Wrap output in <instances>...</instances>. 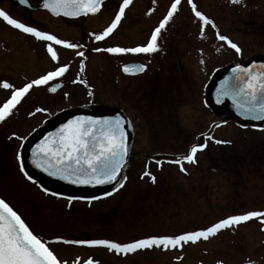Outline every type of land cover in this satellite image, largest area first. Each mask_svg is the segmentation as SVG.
<instances>
[{"label": "rangeland", "instance_id": "374dc122", "mask_svg": "<svg viewBox=\"0 0 264 264\" xmlns=\"http://www.w3.org/2000/svg\"><path fill=\"white\" fill-rule=\"evenodd\" d=\"M193 1L197 4V9L207 15L216 27L203 26L195 17L187 0H181L178 10L172 16L176 25L172 30L178 27V33L184 36L182 40L185 41L188 36L196 35L195 38L186 40L188 46L185 43L183 45V51L186 47L195 50V54L189 56L186 62L193 70L196 68V71L188 76L187 84L190 80L193 82H190L188 87V93L192 88L191 94L186 99L184 95L183 101L179 100L176 104L172 99L171 119H174L175 113L178 112L182 120L180 129L187 135H194L192 130L199 126L202 120L205 130L209 129L210 121H219L216 136L221 143L212 144L205 152L198 155L197 162L200 165H183L184 170H181L180 165L161 166L157 171L161 179L160 186L153 188L148 182L144 183L140 180L150 177L145 175L146 172L151 173L152 176L157 174L152 169V165H143V162L147 161L145 156L158 155L165 145L172 147L170 152L173 155L186 154L191 144L188 145L189 142L183 137L173 139L175 134L181 133L175 132L176 126H168L165 121L167 111L163 117L156 108L149 111L143 109L148 115H155V120L152 122L146 117L141 123L136 121L141 133H137L128 156L129 162L135 165H125L123 171H120L121 177H129L128 184L113 197L114 199L109 200L115 202L95 206L93 210L88 211L89 214L78 213L80 210L77 213L73 212L72 204L69 205L64 198L47 194L41 182L35 178L28 179L29 176L25 175L27 168L23 167L22 170L20 165L21 144L32 128L41 123L42 118L72 108H101L108 106L107 103L114 104L116 92L114 83L107 87L108 90L103 88L100 83L103 64L100 57L92 54L94 61L91 59V67L94 70L91 71V75L95 84L94 102L97 105H84L83 102H87V98L82 99L81 96L86 97V91L65 80L79 73L81 57L77 52L84 51L81 47L67 52L63 49V53H67L68 56L61 57L65 61L64 64L69 65V70L60 76V80L66 81V85L56 96L47 93L45 89L50 82L33 86L11 113L0 121V196L13 206L33 232L41 238L76 239V235L86 229L94 236L106 231L110 233L112 239L126 242L157 231L159 234L176 235L179 232L205 229L231 215L264 210V125L241 128L228 118L230 114L220 112L217 115L200 102V96H204L202 87L210 81V76L218 66L223 67L234 61L246 63L255 55L264 53V0H240L239 3H232L231 0ZM173 2L174 0H137L135 4L140 5V8L143 6L142 9L145 7L146 14L152 6L156 16L163 19ZM0 4L1 8L7 10L14 18H24L25 22L31 25L52 29L55 25L61 24L60 21L55 20L57 17L48 15L44 10L28 11L5 0H0ZM136 12L135 10V15ZM93 16L90 14L88 18ZM133 17L131 11L128 21L131 22ZM154 18L152 17L148 22L138 20L132 23L138 29V35H142L146 30L151 31L158 23ZM39 19L46 27L39 24L37 21ZM202 27L203 36H201ZM1 29V33L4 32L7 39L2 43L3 37L0 33V105L2 106L11 97L14 88L23 87L26 83L53 71L61 63V58L54 61L47 56L45 50H42L43 46L33 44L31 40L14 31L8 33L5 28ZM190 30L191 36L188 35ZM217 31L236 43L241 51L237 53L235 49L227 48L226 41L223 44V41L217 38ZM160 34H166L164 28ZM180 36L178 35L177 38ZM167 37L165 35L164 43L167 42ZM133 38L131 37L130 40ZM76 39L78 40V36ZM72 43L76 44L77 41ZM25 50L28 53L21 55ZM39 51L42 54H39L38 61L35 62V53ZM19 56L27 57L22 65L18 63L23 62ZM113 72V77L116 78ZM5 81L13 85V88L5 89L3 87ZM196 107L202 110L203 119L194 120L195 113H198L195 111ZM156 122L159 124L156 125ZM145 132L150 136L145 137ZM155 134L159 136L155 137ZM187 145L188 148L185 149ZM137 151L145 152L137 153ZM230 168L235 170L231 171ZM140 198L152 201L148 203L151 210L137 215L131 212L124 214V211L131 209L130 206L135 205ZM73 205L81 208L86 206L81 203H73ZM118 207H121L120 214L114 218V225L109 224L107 228L105 225L107 218H111L112 211ZM261 226L264 228V224L253 218L231 228L222 229L207 240L188 242L182 250L173 249L172 253L169 250L151 249L122 259L102 250H98L101 253L93 254L99 257L103 264H218V262L241 264L246 261L264 264V230L260 229ZM49 247L58 252V256L63 259L70 260L76 253L82 255L84 253L72 248L73 246L62 244L51 243Z\"/></svg>", "mask_w": 264, "mask_h": 264}, {"label": "flooded vegetation", "instance_id": "af4514ba", "mask_svg": "<svg viewBox=\"0 0 264 264\" xmlns=\"http://www.w3.org/2000/svg\"><path fill=\"white\" fill-rule=\"evenodd\" d=\"M5 1H8L9 3H13L17 7L19 6L20 8H23L25 10H28V11L31 10L15 2H12V0H5ZM38 1L39 0H29L32 6L37 5ZM136 1L137 0H131V3L125 9L124 15L122 16L121 21L117 25V27L107 37L99 41H97L94 38L95 35L101 33L105 28H107L111 24L115 15L118 13L119 6L121 5L122 0H113V2H111V0H105L101 4V7L98 12L89 13L85 15L84 17H81L77 20L67 19L62 16H53V17H57V19L55 20L60 21L61 24L55 25L54 27H52V29L51 27L47 28L45 23L42 22L40 19L37 21L39 22V24L41 23L46 28H43L39 25L38 26L31 25L25 22L24 18H18V20L30 26H35L38 28V30L47 31L49 34L56 35L58 39H63L70 43H72V41H77L76 44H79V46L84 51V57H81L80 59L79 68H78L79 73L73 78L71 79L67 78L65 80L68 83L71 82L73 86L76 84L79 86L81 90L86 91V97L81 96L82 99L87 98V102L85 101L83 102L84 105H89V106L97 105V103L94 102L95 101V94H94L95 84L92 80L93 77L91 75V71L94 69H92L91 67V63H92L91 59L94 61L92 54H96L98 57H100L101 59L100 61H102V64H103L102 66L103 72H102V75L100 74V83H102V86L105 90H108L107 87H109L113 83L115 84L114 89L116 92L115 93L116 101L114 104L107 103L108 106H103L101 108H96V107H92V108L81 107V108L88 109L91 111L101 112L104 108L113 107L117 110L119 115L123 118L122 120L126 125V128L124 130L126 133V142L128 144V154L125 157V162L123 164L121 172L123 171V168L125 167V165H135L129 162L128 156L133 146V143L135 141V138L137 137V133L139 132V129H140L136 121L141 123L142 121H144V118L147 117L149 120L153 122L155 120V115L154 116L152 114L148 115L147 113L143 112V109H147L149 111V110H152L153 108L158 109V111H160L163 117H165L166 111H167V118L165 121H167L168 126L169 127L176 126L175 132L178 133L179 131L181 133V134H175L173 139L177 137H183L185 138L186 142H189L188 145L190 144L191 145L189 146L188 152L182 155L181 154L173 155V153L170 152L172 147H170L169 145H165L163 147L164 149H162V151H159L160 153H158V155H155L154 157L145 156L147 161L143 162L144 163L143 165H152L153 166L152 169L157 173V171H159L161 166L163 165H168V166L179 165L175 163L176 160L172 161L170 160V158H166V157L170 156V157L179 158L181 156L187 155L190 152V149L192 146L199 145V144H206V147L197 151L195 162H188L186 160L182 161L183 165H200L197 162L198 155L205 152L208 148H210L212 144H218L216 142L218 141V137L216 135L218 134L219 121H210L209 122L210 125L208 123L209 129L205 130L204 121L202 120L203 122L201 121V124L199 126H196L194 130H192L194 131V135H191V134L187 135L183 133V131L180 129L182 120L180 119L179 113L178 112L175 113L174 119H171L172 99L174 103L176 104L178 103L179 100L183 101L184 95L186 96L184 99H186L188 95L191 94L192 88H190V92L188 93V87L190 85V82L191 83L193 82L190 80V82L187 84L189 80L188 76L190 75L191 72H195L196 68L193 70L192 67H190L188 63L186 62V59L189 56H193V54H195L194 52L195 50L186 47L185 48L186 50L183 51V45L185 43V45L188 46L186 40L192 39V37L195 38L196 35L191 36L192 32L190 30L188 35H190L191 37L188 36V38L185 39V41L182 40L184 39V36H180L182 33H178V27H175L177 30L176 29L172 30V28L176 25L173 23L174 21L171 18L164 28L166 32L165 35L168 36L167 42L166 43L163 42L165 35L159 34L158 39H157L158 49L157 51L153 53L114 54V53H109L107 51H104V49H107L109 47H136V46H142V45L147 44L148 41L150 40L152 32L154 31L156 27H158L159 23L163 20V19H159L156 16L155 12H153L154 8L152 6L149 7V10L146 14V12L144 11L145 7L143 9H142L143 6L140 8V5L135 4ZM193 2L195 3V1ZM0 8H1V4H0ZM135 10L137 11L136 15H135ZM31 11H35V10H31ZM131 11L133 12L134 17L130 22L128 21V19H129V13ZM46 13L52 16L48 11H46ZM90 14H93L94 16L92 18H88ZM152 17H155L154 20H157L158 23L152 27L150 32L149 30H146L145 32L142 31L144 32L142 35L141 34L138 35L139 34L138 29L132 23L138 20H140V22H148L152 20ZM2 27L5 28L8 33H12L14 31L18 34L23 35L25 38L31 40L33 44L43 46L42 50H45L48 53L47 56L49 57H51V55L47 51V44L52 43L53 47L56 49L58 53V57L61 58V63L58 66H56L55 69L59 66L64 65L65 61H63L62 57L66 58L68 56V54L63 53L62 50L64 49L66 52L68 50H71L70 48H67L63 45H56L54 42L41 40L39 38L34 37L31 34L24 33L21 30H17L14 27L8 25L2 19H0V28ZM1 31L2 29L0 30V33ZM63 31L65 32V34H62V35L59 34V32H63ZM3 33H1V36L3 37L1 39L3 40L2 43L4 41H7ZM178 35L180 36L179 38H177ZM77 36H78V40L76 39ZM131 37H134V38L130 40ZM224 43L225 42L223 41V44ZM226 45H227V48H231V46L228 45L227 42H226ZM97 48L101 49V51H95V49ZM25 52H27V50H25L21 55H25L24 54ZM39 52L35 53L36 54L35 62L38 61L39 54H42L41 52L40 53ZM187 52L188 54H185ZM19 57L22 58L21 56ZM22 59H23V62H18L20 65H22L27 60V57L25 58L24 56ZM81 64H83V70H81ZM135 64L137 65L143 64L145 65V69L141 72H136L135 74L125 73L123 71V68L125 65H135ZM89 68L91 70H89ZM219 68L220 67L218 66L216 70H218ZM112 71H114L113 73L115 74L116 78L113 77ZM215 71L212 73V75L215 73ZM176 76L178 77V79H176ZM211 76L209 80L211 79ZM66 81H63L62 79L60 80V77H57L54 80L49 81L50 83L46 85L47 87L45 89L47 93L53 96H56L57 93L66 85ZM208 82L205 83L202 87L204 91V96H200V102L202 103V105H205L208 109H210L211 112L219 115L220 112L216 110L215 108H213L212 106H210L205 101V87L208 84ZM58 83H61L62 86L56 92H51L52 86ZM197 107L195 111L198 113H195L194 120L203 119L201 115L202 110L200 109L198 110ZM38 108H41V107H38ZM72 109H75V108H72ZM72 109H68L61 113L58 111L56 113L51 114L50 117L42 118L41 123L38 126L32 128V130L25 137L24 142L21 144V149H22L21 164H23V167L27 168L26 173L28 176H31L32 178H35L37 181L42 183L40 184L44 186V190L47 189V191H45L47 194L64 198L66 201H68L69 205L72 204L71 210H73V212L75 213H77V211L80 210V212L78 213L83 212V214L85 213L89 214L88 211L93 210L95 206H98V205H101L107 202H115V201H109V200L114 199L113 197L116 196V194L119 191L125 188V186L128 184L129 177H121V173H120L117 184H115L109 191L102 193V194H66V193H62L55 189L50 188L48 184L46 183L45 179L38 176L32 170H29L27 166L28 164L25 160V156L23 152V145L29 136H31L35 131H37L38 129H40L41 127L45 125H48L51 123L54 124L63 114H65L66 112ZM228 118L234 121V119L230 115L228 116ZM157 124L159 123L156 122V125ZM263 125L264 124H262V126ZM206 128H208V126ZM144 135H146L145 137L150 136V134H147V132H145ZM158 136H159L158 134H155V137H158ZM166 143L169 144L170 142H166ZM188 145L185 149L188 148ZM185 149H182V150H185ZM144 152L145 151H137V153H144ZM236 164L238 165L239 163H236ZM233 169L235 170V168H230L231 171H233ZM153 176L155 177V181H153L151 177L143 178V179L140 178V180L141 182H144V183L148 182V185L152 186L153 188H157L160 186L161 179L158 177V173L154 174ZM149 202H152V201L140 198L135 202L136 203L135 205L133 204L130 206L131 209L129 210L126 209L124 211L125 212L124 214H127V212H131L133 215H137V214L149 212L151 210L150 206L148 205ZM73 203L86 204V206H83L84 208H81L80 206L73 205ZM120 212H121V207H118L116 210L112 211V217L107 218V221L109 222L107 221L105 222V225L107 228L109 227V224L112 226L114 225V218L118 216ZM202 229H198V230H202ZM260 229L264 230L262 226L260 227ZM185 232L187 231L179 232L176 235L183 234ZM109 234L110 233L106 231H102L100 233L101 236L100 235L94 236V234L91 235L89 231L85 229L76 235V239L70 238V240L108 239V240H112L115 242H119L117 240L112 239L109 236ZM151 235H168V234H165V233L159 234V231H157L154 234H149L141 238H134L132 240H129L126 242H119V243H128L136 239L146 238ZM44 240L48 241L49 245L51 243L52 244L54 243L56 245L62 244V245H67V246H73L72 248H76L81 251H84L83 255L78 252L70 260L61 258V256H58L57 254L58 252L54 251L57 257H59V259H61L62 261H67V264H84V261L88 259H92L94 262H96V264H103V262L101 263V259L93 254V253H101L98 250H102L104 253H107L111 256L119 257L121 259L124 258L125 256H128V255L133 256L136 253L145 252L151 249H156L159 251H161V249L169 250V252L171 253L173 250V249H164L163 247L154 246L151 249H140V250H136L135 252L124 254V253H117L114 250H110L105 246L66 244V243H63L62 241H56V237L49 238V239L45 238ZM63 240H67V239L63 238ZM199 241H203V238H201V240ZM184 245L182 248H176V249L182 250L184 248ZM247 262L248 261L242 262L241 264H247Z\"/></svg>", "mask_w": 264, "mask_h": 264}, {"label": "snow or ice", "instance_id": "6c2138e0", "mask_svg": "<svg viewBox=\"0 0 264 264\" xmlns=\"http://www.w3.org/2000/svg\"><path fill=\"white\" fill-rule=\"evenodd\" d=\"M29 0H20L22 4H28ZM232 3H239L240 0H231ZM131 0H122L118 13L115 15L111 24L101 33L95 35L97 41L104 39L120 23L125 9ZM181 0H174L166 16L154 29L147 44L136 47H109L104 49L109 53H153L157 51V39L163 28L178 10ZM195 17L202 22L203 26L215 23L203 12L197 9L193 0H188ZM102 0H44L43 7L49 9L56 15L63 13L64 16H80L99 11ZM0 19L8 25L24 33L31 34L41 40L54 42L56 45H63L70 49L80 47L75 43H70L63 39H58L56 35L49 34L47 31L38 30L35 26H30L14 18L7 10L0 8ZM204 29L201 28V36ZM217 38L226 41L237 53L240 47L227 36L216 32ZM47 51L51 58L56 61L59 59L56 49L52 43L47 44ZM95 51H101L97 48ZM77 55L84 57V52H77ZM260 71L253 68L243 69L237 66V83L229 85L225 81L221 85L224 95H232L243 115H251L255 118L264 117V65L260 66ZM145 69V65H125V73L135 74ZM69 70V65L64 64L57 67L54 71H49L38 79L26 83L23 87L14 88L11 97L0 106V121H3L12 111L20 100L29 92L33 86L44 85L57 77L63 76ZM83 70V64H81ZM5 89L13 88V85L5 81ZM51 91L55 92L53 86ZM221 143V141H216ZM206 147V144L194 145L187 155L179 157L175 163L183 169L182 161L195 162L198 150ZM128 154V144L126 133L121 119L98 120L91 117H78L69 121L56 133L45 138L33 151L34 163L52 176H59L61 179L70 180L74 184H103L116 180L117 175L125 162ZM23 170V164H21ZM27 175V173H25ZM149 175L153 181L155 177ZM32 179L31 176L28 177ZM47 191V189H45ZM71 199V198H70ZM256 218L264 224V211L252 210L244 214L231 215L221 219L211 226L196 231H189L179 235H151L146 238L136 239L128 243H119L108 239L93 240H63L56 237V241L66 244H79L89 246H105L117 253H130L140 249H151L163 247L164 249L182 248L188 242L195 243L201 238L207 240L220 230L239 225L242 222ZM0 264H67L57 257L49 247V242L34 234L29 225L22 219L20 214L5 199L0 198ZM84 264H96L92 259L84 261ZM222 264V262H218ZM247 264H253L248 261Z\"/></svg>", "mask_w": 264, "mask_h": 264}, {"label": "water", "instance_id": "95a60500", "mask_svg": "<svg viewBox=\"0 0 264 264\" xmlns=\"http://www.w3.org/2000/svg\"><path fill=\"white\" fill-rule=\"evenodd\" d=\"M18 3L21 6L28 7L32 10H47L52 15L58 16L51 12L49 9L43 7L44 0H39V3L36 6H31L30 2L28 4L20 3V0H12ZM104 2V0H102ZM65 18L69 19H78L82 16H64L63 13L59 14ZM137 65V64H135ZM264 65V53L255 55L251 58V60L247 63L241 62H232L220 70H218L211 78L210 82L207 84L205 88V100L206 102L218 110L219 112L228 113L231 117L238 123L254 126L258 124L264 123V117L255 118L251 115H243L242 109H239L236 105L235 100L232 95H224L221 90V85L228 81L229 85H233L237 83L235 77L237 76V66L243 69L253 68L254 71H260L261 67ZM56 87V91L62 86L61 83L53 85ZM52 86V87H53ZM55 91V92H56ZM53 92V91H51ZM78 117H91L98 120L110 119H123L117 110L113 107L104 108L101 112L91 111L88 109H72L65 114H63L54 124H48L40 129H38L35 133H33L25 142L23 146V152L25 156V160L27 162V166L30 170L36 173L38 176L46 180V183L50 188H53L59 192L66 194H97L108 191L112 186H114L119 178L120 169L116 180L111 182H105L103 184H74L70 180L61 179L59 176H52L48 172H45L42 168H39L34 163L33 151L36 149L37 145H39L45 138L49 137L51 134L56 133L61 127L66 125L69 121L75 120ZM123 121V120H122ZM124 129L126 128L125 123L123 122ZM172 158V157H166ZM173 159V158H172ZM1 198V197H0Z\"/></svg>", "mask_w": 264, "mask_h": 264}, {"label": "trees", "instance_id": "16d2710c", "mask_svg": "<svg viewBox=\"0 0 264 264\" xmlns=\"http://www.w3.org/2000/svg\"><path fill=\"white\" fill-rule=\"evenodd\" d=\"M246 128H249V127H246Z\"/></svg>", "mask_w": 264, "mask_h": 264}, {"label": "bare ground", "instance_id": "6f19581e", "mask_svg": "<svg viewBox=\"0 0 264 264\" xmlns=\"http://www.w3.org/2000/svg\"><path fill=\"white\" fill-rule=\"evenodd\" d=\"M231 228V227H230Z\"/></svg>", "mask_w": 264, "mask_h": 264}]
</instances>
